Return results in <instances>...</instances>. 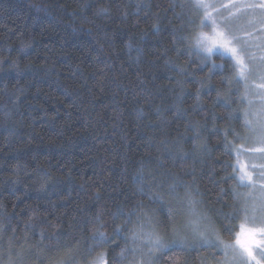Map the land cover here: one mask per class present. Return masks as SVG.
<instances>
[{
  "label": "trees",
  "instance_id": "16d2710c",
  "mask_svg": "<svg viewBox=\"0 0 264 264\" xmlns=\"http://www.w3.org/2000/svg\"><path fill=\"white\" fill-rule=\"evenodd\" d=\"M201 16L189 0H0V264H134L118 258L128 232L113 234L125 219L113 213L137 202L170 241L166 208L132 179L141 166L166 201L175 175L205 208L239 207L223 178L245 104L231 60L191 50ZM210 215L232 242L224 226L241 220ZM214 251L172 247L153 262L215 264Z\"/></svg>",
  "mask_w": 264,
  "mask_h": 264
},
{
  "label": "snow or ice",
  "instance_id": "6c2138e0",
  "mask_svg": "<svg viewBox=\"0 0 264 264\" xmlns=\"http://www.w3.org/2000/svg\"><path fill=\"white\" fill-rule=\"evenodd\" d=\"M189 2L194 10L202 13L200 27L212 29L211 34L198 33L191 50L200 55L204 61L219 53L222 58H227L233 62L232 67L234 69L239 68V72L235 77L237 83L246 79L245 73L250 70L241 53L247 51L248 40L252 34H246L243 37L232 34L230 22L235 15L234 13L229 12L228 16L219 20L215 18L221 11L236 8V3L221 5L217 9L215 4L209 3V0H189ZM209 8H212L214 12H209ZM256 8L257 5L255 4H246L242 8H237V11H248ZM258 8L260 12L264 13V0H260ZM258 22L261 24L259 31L264 32V17H261ZM153 28H156L157 31L160 30L157 24H153ZM237 43L241 45L239 48L232 46ZM261 59H264V57ZM213 67L223 68V65L213 64ZM261 87L264 88V85ZM217 100L220 101L219 93ZM251 103L252 101H249V104ZM260 104L261 107L255 113H251L256 117L255 122L247 118L250 112L245 111L244 125L254 134L255 142L264 145V98L260 100ZM157 113L160 114L159 109H157ZM181 115L182 113L178 109L177 118H180ZM187 126L196 132V135L192 138L193 148L205 147L204 144L199 142L200 128L203 126L191 121ZM236 135L237 138H240L239 134ZM187 138L184 137V139ZM160 143L166 144L165 141H160ZM179 151L182 152V149ZM250 151L264 154V147ZM183 155H187V153ZM132 179L139 185V192L147 191L150 193L151 199L158 201L166 208L172 239L166 241L159 234L157 230L159 221L155 219L154 215H150L148 211L144 210L142 202H137L136 206L127 212L123 207L118 208L117 212L113 213V218L124 216L125 219L122 224L115 225L113 234L121 235L126 229L128 232V235L124 237L126 243L118 254L120 260L127 259L131 254L134 264H153V260L157 258L156 253L172 247L214 249L215 251L209 255L215 261V264H261V261L257 260L254 250L259 252L261 260H264V170L258 172L254 178L243 167L239 169L233 167V174L223 178L234 181V185L230 189L233 200L240 201L243 199L244 201L239 207L231 206L230 212L205 208L203 193L198 186H195L194 180L185 182L180 180L178 176L173 175L172 182L168 185L171 199L166 201L162 195L153 191L155 177L151 176V173L146 176L143 166L134 174ZM180 187L184 189L183 194L177 192V188ZM238 188H247L248 191L242 193L237 190ZM224 192L225 190L221 188L220 194L222 195ZM210 212H215L217 216H223L225 220L243 221L236 225L224 226V231L233 236L232 242L221 239ZM132 217L136 218L134 223ZM129 224H132V227L129 228ZM249 224L252 226L250 227ZM41 237L43 238V233H41ZM92 239L97 242H106L108 237L103 232H96L93 234ZM137 253L140 254L138 262L135 261ZM200 259L203 264H207L209 257L205 256Z\"/></svg>",
  "mask_w": 264,
  "mask_h": 264
},
{
  "label": "rangeland",
  "instance_id": "374dc122",
  "mask_svg": "<svg viewBox=\"0 0 264 264\" xmlns=\"http://www.w3.org/2000/svg\"><path fill=\"white\" fill-rule=\"evenodd\" d=\"M209 3L215 4L217 9H219L221 5L236 3V8H229L226 11H221L218 16H215V18L219 20L222 17L228 16L229 12L234 13L235 15L230 22L232 34L241 37L245 36L246 34H252L248 40L247 51L241 53L250 71L245 73L246 79H243L239 82L240 86L238 88L243 94V102L245 104L243 112H250L247 118L255 122L256 117L251 113H255L256 110L261 107L260 100L264 98V88L261 87L264 85V59H261L264 57V32L259 31L261 24L258 22L261 17H264V13L260 12L258 8L260 0H209ZM246 4H255L257 5V8L248 11H237V8H242V6ZM208 11L214 12L212 8H209ZM211 31V28H202L198 33L203 32L211 34ZM232 46L239 48L241 45L240 43H237ZM214 55L220 54L217 53ZM214 55H212V57ZM238 72L239 68H236V75ZM249 101H252V103L249 104ZM261 147H264V145L255 142L254 134L248 129L246 135H244V137H242L233 148L235 155V167L237 169L243 167L255 178L258 172L264 170V154L250 150ZM237 190L242 193L248 191L247 188H238ZM240 203H244L243 199L240 200ZM241 222L243 221L241 220ZM249 226L251 227L252 225L249 224ZM145 251H147V249H145ZM254 254L258 260V257H260L259 252L254 250ZM135 259L136 262L139 261V253H137ZM16 263L27 264L24 260ZM92 264H107V259L105 256H99L92 262Z\"/></svg>",
  "mask_w": 264,
  "mask_h": 264
},
{
  "label": "flooded vegetation",
  "instance_id": "af4514ba",
  "mask_svg": "<svg viewBox=\"0 0 264 264\" xmlns=\"http://www.w3.org/2000/svg\"><path fill=\"white\" fill-rule=\"evenodd\" d=\"M258 260H260V261H261V264H264V260H261V258H260V257H258Z\"/></svg>",
  "mask_w": 264,
  "mask_h": 264
}]
</instances>
